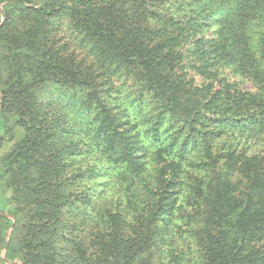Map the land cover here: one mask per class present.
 I'll use <instances>...</instances> for the list:
<instances>
[{
	"label": "trees",
	"instance_id": "obj_1",
	"mask_svg": "<svg viewBox=\"0 0 264 264\" xmlns=\"http://www.w3.org/2000/svg\"><path fill=\"white\" fill-rule=\"evenodd\" d=\"M0 6V263L264 264V0Z\"/></svg>",
	"mask_w": 264,
	"mask_h": 264
},
{
	"label": "rangeland",
	"instance_id": "obj_2",
	"mask_svg": "<svg viewBox=\"0 0 264 264\" xmlns=\"http://www.w3.org/2000/svg\"><path fill=\"white\" fill-rule=\"evenodd\" d=\"M3 16H2V9H1V6H0V25H1V23H2V21H3ZM1 129H0V134H1V132H2V126L0 127ZM15 140V138L14 137H10V136H7V142H6V146L5 147H0V153L3 151V150H6L7 148H8V146H11L12 145V143H13V141ZM3 197V195L0 193V204H1V202H2V200H1V198ZM10 229L11 228H9L8 229V231H10ZM0 256H2L1 254H0ZM14 263H19V261H15V262H12V263H10V262H5V263H0V264H14ZM164 263L165 264H168L167 263V259H164ZM174 263V262H173ZM197 262L196 261H191L189 264H196Z\"/></svg>",
	"mask_w": 264,
	"mask_h": 264
}]
</instances>
